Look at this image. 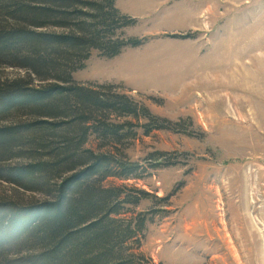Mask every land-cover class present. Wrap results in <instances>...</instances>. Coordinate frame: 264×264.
Listing matches in <instances>:
<instances>
[{
	"label": "rangeland",
	"instance_id": "obj_1",
	"mask_svg": "<svg viewBox=\"0 0 264 264\" xmlns=\"http://www.w3.org/2000/svg\"><path fill=\"white\" fill-rule=\"evenodd\" d=\"M114 3L133 19L112 35L119 51L93 49L72 76L112 87L167 125L145 135L146 116H113L137 124L136 138L118 145L137 176L105 184L151 193L133 207L149 211L141 253L153 264H264V0ZM24 74L0 66V77ZM14 187L0 181V196ZM32 195L42 197L20 201Z\"/></svg>",
	"mask_w": 264,
	"mask_h": 264
},
{
	"label": "trees",
	"instance_id": "obj_2",
	"mask_svg": "<svg viewBox=\"0 0 264 264\" xmlns=\"http://www.w3.org/2000/svg\"><path fill=\"white\" fill-rule=\"evenodd\" d=\"M131 22L114 0H0V66L26 70L0 77V181L19 189L0 196V264H153L140 251L149 211L133 208L151 193L105 181L139 170L118 148L137 124L113 116H146L145 135L167 125L72 76L93 49L117 54L112 35ZM27 192L42 197L23 203Z\"/></svg>",
	"mask_w": 264,
	"mask_h": 264
}]
</instances>
